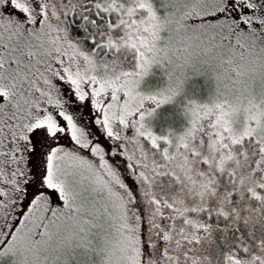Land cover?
<instances>
[{
	"label": "snow or ice",
	"instance_id": "obj_1",
	"mask_svg": "<svg viewBox=\"0 0 264 264\" xmlns=\"http://www.w3.org/2000/svg\"><path fill=\"white\" fill-rule=\"evenodd\" d=\"M0 264H264V0H0Z\"/></svg>",
	"mask_w": 264,
	"mask_h": 264
}]
</instances>
